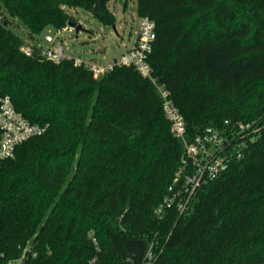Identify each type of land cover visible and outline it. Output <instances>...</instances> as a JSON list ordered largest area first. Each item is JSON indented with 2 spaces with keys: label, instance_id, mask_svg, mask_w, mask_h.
Instances as JSON below:
<instances>
[{
  "label": "trees",
  "instance_id": "16d2710c",
  "mask_svg": "<svg viewBox=\"0 0 264 264\" xmlns=\"http://www.w3.org/2000/svg\"><path fill=\"white\" fill-rule=\"evenodd\" d=\"M108 1L0 0L8 16H0V94L48 124L0 163V254L15 256L30 240L38 251L30 264H142L157 241L151 264H264V0H137L138 16L156 22L149 61L187 139L227 121L257 129L188 213L163 218L156 209L185 147L156 85L134 67L94 77L72 60L26 55L12 25L30 42L77 23L68 8L114 25Z\"/></svg>",
  "mask_w": 264,
  "mask_h": 264
},
{
  "label": "built area",
  "instance_id": "2783aa9c",
  "mask_svg": "<svg viewBox=\"0 0 264 264\" xmlns=\"http://www.w3.org/2000/svg\"><path fill=\"white\" fill-rule=\"evenodd\" d=\"M70 29H75L74 27ZM56 34H46L34 41H25L20 49L26 55H33L34 50L40 51L42 59L59 63L63 60H72L78 67L88 69L94 77H98L113 71L117 67H134L143 77L150 79L158 88L162 98V109L171 122L174 135L184 143V155L182 165L175 178V184L169 187L170 193L163 199L156 209L159 218H163L169 211H174L180 216L188 213L192 201L198 190L226 172L236 158L243 156L240 149L247 142V138L253 140L257 129L254 123L239 122L219 128L210 126L198 134L192 140L187 139L186 121L171 98L167 89L157 83L150 64V55L153 52L154 42L157 37L156 22L148 17H139L137 39L135 44L119 55L107 59L85 58L72 56L65 51L64 45ZM48 130V124L31 122L22 112L18 111L9 95L0 94V163L15 156L19 145L28 139L41 136ZM176 182L177 183L176 185ZM96 249L99 251V243L92 232L89 233ZM150 244L142 264H151L155 259L154 245ZM38 251L36 243L28 240L18 245V254L7 257L0 254V264H30L36 259ZM94 257L90 264H95Z\"/></svg>",
  "mask_w": 264,
  "mask_h": 264
},
{
  "label": "rangeland",
  "instance_id": "374dc122",
  "mask_svg": "<svg viewBox=\"0 0 264 264\" xmlns=\"http://www.w3.org/2000/svg\"><path fill=\"white\" fill-rule=\"evenodd\" d=\"M108 6L117 17L114 25L101 23L87 10L68 8L77 23L83 25L84 30H81L77 37L75 29L70 27L62 29L57 43L61 42L64 45L66 53L85 58L107 59L121 54L135 44L139 24L137 0H109ZM0 16L4 19L8 17L1 8ZM12 25L25 41H28L25 27L16 21L12 22ZM56 33L52 27H47L41 36Z\"/></svg>",
  "mask_w": 264,
  "mask_h": 264
},
{
  "label": "water",
  "instance_id": "95a60500",
  "mask_svg": "<svg viewBox=\"0 0 264 264\" xmlns=\"http://www.w3.org/2000/svg\"><path fill=\"white\" fill-rule=\"evenodd\" d=\"M69 26H71V27H74L75 28V30H76V33H77V37H78V34H79V32L81 31V30H84V27H83V25L82 24H80V23H76V22H70L69 23Z\"/></svg>",
  "mask_w": 264,
  "mask_h": 264
}]
</instances>
